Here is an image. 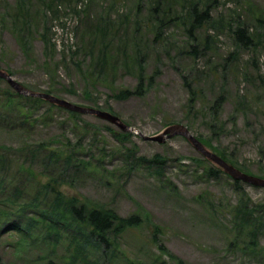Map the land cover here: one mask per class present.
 <instances>
[{
  "label": "rangeland",
  "instance_id": "rangeland-1",
  "mask_svg": "<svg viewBox=\"0 0 264 264\" xmlns=\"http://www.w3.org/2000/svg\"><path fill=\"white\" fill-rule=\"evenodd\" d=\"M48 1L0 0L1 70L33 91H50L82 107L109 108L146 137L180 124L194 137L209 140L211 148L202 144L214 154L218 148L250 175L263 178L264 36L260 39L263 31L255 19L264 20V0H168L166 18L178 19H166L158 35L154 29L161 15L152 18L150 12L154 0H71L68 6H56L59 19L44 7ZM195 3L197 11L209 10L213 25L204 23L190 36L188 12ZM22 9L29 13L23 16ZM106 12L116 23V38L108 49L102 46L106 42L90 49L94 26ZM229 20L247 25L250 35L257 32L260 44L237 45ZM215 22L221 25L215 27ZM47 27L50 43L45 45L41 35ZM101 50L107 55L103 65ZM137 60L145 85L152 78L143 96L113 98L137 86ZM7 94L14 92L0 82L2 264H44L49 259L61 264H158L172 262L170 257L185 264H264V229L253 240L237 225L235 208L242 206L244 196L226 174L205 177L203 170L213 165L183 137L162 143L131 133L122 138L123 132L106 121L89 115L74 118L66 111H49L44 122L45 104L32 113V126L24 128L17 111L4 106ZM221 100L213 115L212 107ZM54 150L61 154L58 162L49 160ZM70 153L75 167L79 161L86 165L62 171L59 159ZM155 156L164 160L161 175L136 161ZM51 178L67 199L110 208L121 218L136 215L142 223L98 246L88 230L62 227L56 219L55 228H49L42 215L58 197L43 189ZM242 187L250 200L247 206L264 203V187ZM259 215L264 217L258 210Z\"/></svg>",
  "mask_w": 264,
  "mask_h": 264
},
{
  "label": "trees",
  "instance_id": "trees-1",
  "mask_svg": "<svg viewBox=\"0 0 264 264\" xmlns=\"http://www.w3.org/2000/svg\"><path fill=\"white\" fill-rule=\"evenodd\" d=\"M186 1V0H185ZM62 2L64 3L65 6L70 5L71 0H49L48 2L44 3V7L51 12V16L54 19H59L61 17V13L58 11V8H61ZM25 5H28L27 3L24 4L23 8ZM191 9H189L188 12V17L191 20V26L188 29L189 35L191 36V33L193 32L194 29L199 28L202 26L204 23L211 24V18L209 16V10L204 9L201 11H197V6L198 4H190ZM58 8H57V7ZM88 7V6H87ZM137 7H140V4L137 5ZM89 9V8H87ZM171 9V4L168 2V0H154L152 2V8L150 9V12L152 13L151 17L153 18L154 15H161L158 21V23L155 26V33L158 35V31H160L163 28V24L165 23L166 19L168 21H175L178 19V16L174 17H169L166 18V15L169 14V10ZM71 11L73 14H78L79 12L71 8ZM87 10H82L81 13H86ZM20 13V12H19ZM22 15L26 16L29 11L26 9H22ZM108 13L106 12L105 18L100 19V21L94 26V33L92 36V39H90V49H93L96 44H100L103 42H106L104 45H102L104 48H107L106 46L109 45L110 41L116 38V23L108 17ZM108 17V18H107ZM157 18V17H156ZM238 19V17H237ZM228 26L234 25L235 28H232L233 31V37L236 38L237 45H245L246 47H251L254 48L260 44V39L264 36V20L259 17L255 19L256 26L258 28H261L263 31V35H261L260 39L257 38V32L254 35L248 34L249 32V27L247 25H242L239 23V20H229L226 22ZM215 27L221 25L220 22H215ZM64 28V26L62 27ZM48 30L49 28L47 27L44 31L43 34L41 35V38L43 39V43L49 44L50 43V37H47L48 35ZM258 31V30H257ZM155 35V36H156ZM90 36V35H89ZM108 49V48H107ZM79 50V49H78ZM77 50V51H78ZM190 53H194V48H191ZM107 61V55L104 50H101V57L99 59L100 64H104ZM137 74L136 78L138 80L137 86L133 91L131 90H120L117 93L112 94L113 98L117 100H127L132 96H143L145 90L147 89V85L152 80L150 78L147 81V84L145 85L144 81V75H143V68L141 66V62L137 60ZM101 70V68H100ZM104 71V69H103ZM8 72V71H7ZM9 73V72H8ZM10 74V73H9ZM0 82H3L0 79ZM29 89V88H28ZM44 92V91H43ZM44 93L52 94L50 91H45ZM21 100L23 103L19 106H17L16 100ZM219 103V106H218ZM47 105V111L46 114L43 116V121L46 122L50 119V114L49 111H66L62 108H58L56 106L50 105L47 102H45L42 99L38 98H32V97H23L20 95H17L14 93L13 96L10 94H7L5 97L4 101V106L8 110H14L16 112L18 124L21 127L26 128V126L31 127L32 126V113L36 112L42 105ZM222 104V100L216 101L214 106L212 107L213 111L218 108H220ZM103 111H107L111 114L112 111L108 108L106 110L105 108H100ZM215 111L213 112V115H215ZM70 116L72 117H80L79 114L73 113V112H68L66 111ZM28 124V125H27ZM128 135H131L129 133H123L121 134L122 138H126ZM132 136V135H131ZM200 142H204L206 145H208L211 148L210 141L209 140H203L201 138H198ZM203 140V141H202ZM210 142V143H209ZM216 151L219 152V156L230 163L231 165L239 168L242 172L248 173L245 169L242 167L237 166L235 161L229 157L224 151L219 150L218 148H215ZM45 151L44 149H41L40 152ZM48 153V151H46ZM49 160L51 158H54L55 161L60 157V152L59 151H52L49 152ZM58 156V157H56ZM158 156L153 157L150 160H147L145 158H139L136 159L138 161V165H144L148 170H152L153 172H156L158 174H162V165L164 160H159L157 159ZM60 161H64L62 171L66 169L67 166H72L74 165L73 161L75 160V157L73 154L67 155L65 158H60ZM66 161V162H65ZM201 161V160H197ZM58 162V160H57ZM142 164H140V163ZM65 165V168H64ZM84 167L86 164L83 162L79 161L78 164H76V167ZM74 165V168L77 169ZM79 167V168H80ZM210 169H204L203 170V175L205 177H217L219 175H224L223 172L213 166H210ZM264 178V175H263ZM227 179L231 180L230 178L227 177ZM232 181V180H231ZM54 184H57V180L51 178V182H48L46 187H43V189L46 191H53L57 194L58 197H53V201H57L56 205H54L53 209L49 211L47 214H43L42 217L46 220L49 221V228H55L54 223L56 222H61L62 227L69 228V226L81 229V230H88V236L90 239H92L93 244L95 246H98L100 243L106 245L109 242L110 236L113 238L115 236H119L124 232L125 229H129L131 227H138L141 223L142 220H140L139 216H130L127 218H121L117 216L114 210L110 208H102L98 206H90L88 204L84 203H79L75 198H65L62 196L63 192L57 191ZM232 185L234 186L235 190L240 193L241 195L244 196V199L241 201L240 205L237 208H235L236 215L235 217L237 218V225L240 226L243 225L241 228L242 230L247 229L246 234L251 236V239L255 240L256 237L259 235L260 231L264 229V217H259L255 216V213L259 210L263 212L264 214V203L260 204V206H252L250 207L249 205L247 206V203L250 204V200L245 196L244 190L242 187V183L239 181H232ZM173 190V189H172ZM64 206V211H60V207ZM57 220L56 222H53L54 220ZM29 222H33L29 220ZM30 224V223H29ZM27 225L26 228L31 229L32 225ZM254 244V242H251ZM172 262H166V261H159L158 264H185L182 260L170 257ZM0 264H2V260L0 257ZM44 264H61L58 263L52 259L47 260Z\"/></svg>",
  "mask_w": 264,
  "mask_h": 264
},
{
  "label": "water",
  "instance_id": "water-1",
  "mask_svg": "<svg viewBox=\"0 0 264 264\" xmlns=\"http://www.w3.org/2000/svg\"><path fill=\"white\" fill-rule=\"evenodd\" d=\"M0 78L5 80L6 83L14 90L17 94L25 96V97H34L42 99L49 104L55 105L60 108H64L68 111L83 114V115H90L95 116L101 120H104L114 127L120 129L123 132H131L136 135H140L144 140L147 141H155L162 143L166 139H169L174 136H182L185 139H187L191 145L199 152L201 153L206 159L210 160L212 163L220 167L225 173H227L232 179L242 181L244 183H247L249 185H253L256 187H264V179L250 176L247 174H244L234 168L233 166L227 164L222 159L217 157L215 154L209 152L198 140H196L190 132L182 125H171L165 128L160 134L152 137H146L143 136L137 129L129 127L125 125L118 117L105 112L101 110H96L93 108H86L81 107L75 104H72L66 100L59 99L55 96H52L50 94H43V93H37L32 92L26 88H24L21 84L16 82L12 77L7 74L6 72L0 70Z\"/></svg>",
  "mask_w": 264,
  "mask_h": 264
}]
</instances>
